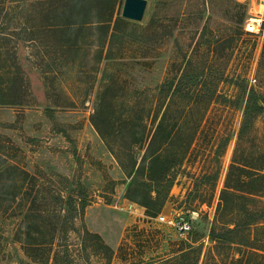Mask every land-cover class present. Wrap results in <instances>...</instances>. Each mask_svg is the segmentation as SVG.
I'll return each instance as SVG.
<instances>
[{
	"label": "rangeland",
	"instance_id": "rangeland-1",
	"mask_svg": "<svg viewBox=\"0 0 264 264\" xmlns=\"http://www.w3.org/2000/svg\"><path fill=\"white\" fill-rule=\"evenodd\" d=\"M115 1L109 25L62 29L51 0H0V264H164L189 245L179 264H264V220L210 238L264 216V110L245 120L252 90L264 104V6L148 0L136 23ZM151 149L161 163L137 172ZM135 183L164 201L156 217Z\"/></svg>",
	"mask_w": 264,
	"mask_h": 264
},
{
	"label": "trees",
	"instance_id": "trees-1",
	"mask_svg": "<svg viewBox=\"0 0 264 264\" xmlns=\"http://www.w3.org/2000/svg\"><path fill=\"white\" fill-rule=\"evenodd\" d=\"M53 1L54 7L53 12L57 15V17H60L64 21H67L65 23V28L62 29H70L74 28L75 26H80L84 24L86 21V18L89 16H94L100 19V22L105 26L106 24H110L114 18L115 15V8L117 2L115 0H51ZM95 5V7H94ZM92 8H95L92 9ZM106 8V10H105ZM161 8V3L159 2L157 6V13H159V9ZM157 20L158 17L155 16ZM118 20V18H117ZM123 21H128L126 19H121ZM130 22V21H129ZM119 21L117 22V24ZM63 27V26H60ZM264 55V52H263ZM264 110V104L261 101L260 97L256 94L254 90L251 91L245 108V120H250L251 118H254L256 114L261 113ZM156 135L151 140L148 150L152 146V149H154V145L156 142ZM150 150L147 156L144 158V163L142 164L143 167L140 166L137 169L138 171H141L148 168V171H154L156 169L155 167L161 163L162 159L159 156H154L155 150ZM147 150V151H148ZM145 164V167H144ZM147 164V165H146ZM134 168H136V165H134ZM169 168V167H168ZM152 171V173H153ZM167 172L168 170H164L162 173V176L160 178H154V176H151L153 181H156V183L160 184L164 182L167 179ZM244 172V171H242ZM27 174V173H26ZM153 175V174H152ZM233 178V174L230 173L227 178V185L226 189L223 191V194H231L235 197H240L238 192H243L245 185L247 184V178L244 177L243 174H240V177L238 181L236 182V185L231 184V180ZM154 190L151 188H147L144 184H132L128 188L127 192V198L131 201L143 206L146 208L147 215L156 217L163 209L164 201L162 199H159V193L154 195ZM236 192V193H235ZM222 194V196H223ZM159 197V198H158ZM226 200V198H225ZM222 205L227 206L229 203L226 200L225 202L221 203ZM250 219L247 222L244 223H232V226H226L223 229L222 234L218 233L216 231V228H212L210 233V238L212 242L216 245L220 238H223L225 241L230 240V237L235 235L239 232L241 228L249 227L253 224L259 223L260 220H264V216L262 214L258 215L257 213H253L250 215ZM221 236V237H219ZM94 238L100 239L98 236H92ZM105 246V245H104ZM105 248H108L105 246ZM109 249V248H108ZM197 251H202V246L194 247L193 245H189L188 249H181V252H183L181 255L174 257L172 259H169L164 262V264H179L182 263V260L191 256L193 253H196Z\"/></svg>",
	"mask_w": 264,
	"mask_h": 264
},
{
	"label": "built area",
	"instance_id": "built-area-1",
	"mask_svg": "<svg viewBox=\"0 0 264 264\" xmlns=\"http://www.w3.org/2000/svg\"><path fill=\"white\" fill-rule=\"evenodd\" d=\"M258 5L264 6L262 3V0H255L254 5L252 6V10H254ZM257 21L259 22L257 23V25L255 23H252L254 29H249L251 32L260 31V21L259 20ZM158 220L161 221L162 223H165L171 226L177 233L182 234V235L189 234L193 230V222L183 217H172L171 218L165 215H159Z\"/></svg>",
	"mask_w": 264,
	"mask_h": 264
},
{
	"label": "water",
	"instance_id": "water-1",
	"mask_svg": "<svg viewBox=\"0 0 264 264\" xmlns=\"http://www.w3.org/2000/svg\"><path fill=\"white\" fill-rule=\"evenodd\" d=\"M148 4V0H125L122 18L136 23L143 22Z\"/></svg>",
	"mask_w": 264,
	"mask_h": 264
},
{
	"label": "crops",
	"instance_id": "crops-1",
	"mask_svg": "<svg viewBox=\"0 0 264 264\" xmlns=\"http://www.w3.org/2000/svg\"><path fill=\"white\" fill-rule=\"evenodd\" d=\"M124 210H125V209H124ZM100 234L102 235V238L106 239V238H105V235H104L103 232H101Z\"/></svg>",
	"mask_w": 264,
	"mask_h": 264
},
{
	"label": "bare ground",
	"instance_id": "bare-ground-1",
	"mask_svg": "<svg viewBox=\"0 0 264 264\" xmlns=\"http://www.w3.org/2000/svg\"><path fill=\"white\" fill-rule=\"evenodd\" d=\"M251 26L253 27V25H251ZM250 29H254V27L253 28L250 27Z\"/></svg>",
	"mask_w": 264,
	"mask_h": 264
}]
</instances>
